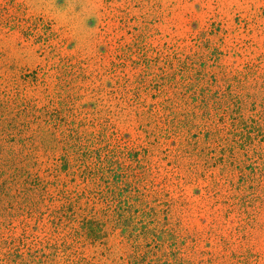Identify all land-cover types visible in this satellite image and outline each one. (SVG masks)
<instances>
[{"label": "rangeland", "instance_id": "obj_1", "mask_svg": "<svg viewBox=\"0 0 264 264\" xmlns=\"http://www.w3.org/2000/svg\"><path fill=\"white\" fill-rule=\"evenodd\" d=\"M3 183L0 264H264V0H0Z\"/></svg>", "mask_w": 264, "mask_h": 264}, {"label": "trees", "instance_id": "obj_2", "mask_svg": "<svg viewBox=\"0 0 264 264\" xmlns=\"http://www.w3.org/2000/svg\"><path fill=\"white\" fill-rule=\"evenodd\" d=\"M81 153H83L81 155L82 156L81 160L83 161V162H81V164H82V163L86 162V159L84 158V156L86 155V152L81 151ZM59 159L61 161V168H63V170L66 169L68 167V165L70 164V157H69L68 153L63 154ZM93 176L94 175L87 174V179L93 181L94 180ZM122 178L123 177H121V179H120L121 181L123 180ZM31 186H32V189L34 190V191L30 192L32 194V193H35V190H37L39 188V186H41V185L40 184L36 185L33 183V185H31ZM11 190H12L11 184H8V186H7L3 183L0 187V196L2 199L7 198L6 202L11 201L13 198H15V197H13ZM41 197H43L42 194H41ZM13 202H14V200L12 201V203ZM27 203H31V205L34 207L35 205H38L40 203V198H36V200H35L34 197H27ZM70 211L72 212V206L70 203L63 204L59 208V210L57 211V214L55 215V219L58 222V225H61V223H63L64 220H67L68 218H70V215L68 213ZM83 223L85 224V227L83 228V233L85 234L86 238L96 240V239L102 237L103 231H102L101 225L99 224V222L96 219L90 218V219L85 220ZM42 255H44V254H41V257H42ZM42 262H43V260H42ZM47 264H50V263H47Z\"/></svg>", "mask_w": 264, "mask_h": 264}]
</instances>
